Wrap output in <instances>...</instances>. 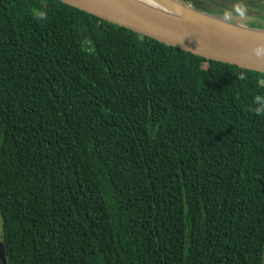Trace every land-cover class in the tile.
<instances>
[{
	"label": "trees",
	"instance_id": "obj_1",
	"mask_svg": "<svg viewBox=\"0 0 264 264\" xmlns=\"http://www.w3.org/2000/svg\"><path fill=\"white\" fill-rule=\"evenodd\" d=\"M0 234V264H263L264 73L0 0Z\"/></svg>",
	"mask_w": 264,
	"mask_h": 264
},
{
	"label": "water",
	"instance_id": "obj_2",
	"mask_svg": "<svg viewBox=\"0 0 264 264\" xmlns=\"http://www.w3.org/2000/svg\"><path fill=\"white\" fill-rule=\"evenodd\" d=\"M61 1L167 45L207 59L264 73V40L261 39L264 28L255 25L248 27L222 18L229 15L228 13L214 16L192 3H189L192 6L185 4L188 2L185 0H161L168 6L176 7L180 14L198 24L191 27L152 16L123 0ZM257 50L260 51L259 55ZM5 253L0 234V255L5 257Z\"/></svg>",
	"mask_w": 264,
	"mask_h": 264
},
{
	"label": "rangeland",
	"instance_id": "obj_3",
	"mask_svg": "<svg viewBox=\"0 0 264 264\" xmlns=\"http://www.w3.org/2000/svg\"><path fill=\"white\" fill-rule=\"evenodd\" d=\"M177 1L185 2L183 0H177ZM228 1H233L237 4L240 3L243 5L246 4L245 0H228ZM189 3L190 2H185V4L191 5ZM213 3L218 4L220 6L217 7L214 5H210L212 11H209V12L211 13V15H214V16L220 15L219 13L227 14L225 11H228L229 15L222 17V18L227 19V21L237 22L239 24H243L248 27H250L251 25H255V26H260L264 28V12L257 10L256 7H250L247 5L245 6L244 9H235L234 6L224 4L219 1L213 0ZM251 13H255V14H251Z\"/></svg>",
	"mask_w": 264,
	"mask_h": 264
},
{
	"label": "bare ground",
	"instance_id": "obj_4",
	"mask_svg": "<svg viewBox=\"0 0 264 264\" xmlns=\"http://www.w3.org/2000/svg\"><path fill=\"white\" fill-rule=\"evenodd\" d=\"M129 4L136 6L139 9L144 10L146 13L164 19L176 24H182L185 26L194 27L198 24L193 20H190L186 16L179 13V10L176 7L168 6L165 3L161 2V0H123ZM264 40V34L261 38Z\"/></svg>",
	"mask_w": 264,
	"mask_h": 264
},
{
	"label": "flooded vegetation",
	"instance_id": "obj_5",
	"mask_svg": "<svg viewBox=\"0 0 264 264\" xmlns=\"http://www.w3.org/2000/svg\"><path fill=\"white\" fill-rule=\"evenodd\" d=\"M202 1H204V2H206V4H210V5H214V6H220V5H218V4H215V3H213V0H202ZM215 1H219V2H222V3H224V4H227L229 1L228 0H215ZM190 2V1H189ZM190 3H192V1L190 2ZM193 4V3H192ZM194 5V4H193Z\"/></svg>",
	"mask_w": 264,
	"mask_h": 264
},
{
	"label": "clouds",
	"instance_id": "obj_6",
	"mask_svg": "<svg viewBox=\"0 0 264 264\" xmlns=\"http://www.w3.org/2000/svg\"><path fill=\"white\" fill-rule=\"evenodd\" d=\"M260 54V51L259 50H257V55H259ZM257 111H259V110H257Z\"/></svg>",
	"mask_w": 264,
	"mask_h": 264
}]
</instances>
